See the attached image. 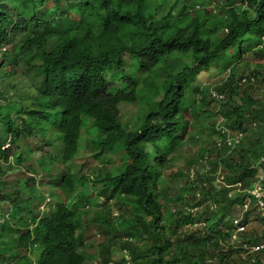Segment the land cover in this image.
I'll list each match as a JSON object with an SVG mask.
<instances>
[{"label": "clouds", "instance_id": "1", "mask_svg": "<svg viewBox=\"0 0 264 264\" xmlns=\"http://www.w3.org/2000/svg\"><path fill=\"white\" fill-rule=\"evenodd\" d=\"M0 264H264V0H0Z\"/></svg>", "mask_w": 264, "mask_h": 264}]
</instances>
